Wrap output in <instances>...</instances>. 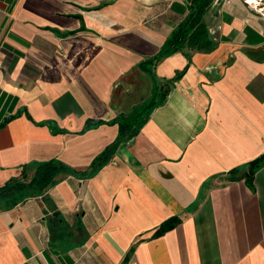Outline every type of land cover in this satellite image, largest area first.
<instances>
[{"label":"crops","instance_id":"1","mask_svg":"<svg viewBox=\"0 0 264 264\" xmlns=\"http://www.w3.org/2000/svg\"><path fill=\"white\" fill-rule=\"evenodd\" d=\"M191 2L0 0V186L67 168L0 211V264H264V163L231 172L264 155V15L210 0L214 47L152 65Z\"/></svg>","mask_w":264,"mask_h":264},{"label":"trees","instance_id":"2","mask_svg":"<svg viewBox=\"0 0 264 264\" xmlns=\"http://www.w3.org/2000/svg\"><path fill=\"white\" fill-rule=\"evenodd\" d=\"M209 2L210 0H192L187 15L167 36L160 50L150 57L149 60L152 65L165 54L176 50L183 51L189 57L194 50H210L214 47L215 41L208 35L202 17ZM182 71L183 69L177 71L172 78L166 79L165 81L168 84H171V81L176 76L180 75ZM152 75L155 77L153 71ZM160 93L162 95L164 92ZM158 97H160V94L156 95L154 93L148 101L140 105L137 111L128 115L122 114L119 117H116V120L119 123L120 135L111 147L106 148L94 158L90 165L92 172L96 171L105 163L107 150L114 149L119 141L131 137L139 130L142 122L148 116L150 109L156 104ZM263 163L264 155L252 160L242 168L231 170V172L243 170L239 176H244L250 183L255 171L261 167ZM66 169L67 168L63 163L56 159H51L36 163L35 172L29 181L10 180L6 182L0 186V211L13 207L26 197L42 194L48 186L56 182L57 175L64 173ZM178 222V217L167 219L159 225L152 236L157 237L162 235L164 232L172 229Z\"/></svg>","mask_w":264,"mask_h":264},{"label":"built area","instance_id":"3","mask_svg":"<svg viewBox=\"0 0 264 264\" xmlns=\"http://www.w3.org/2000/svg\"><path fill=\"white\" fill-rule=\"evenodd\" d=\"M250 7L264 15V0H244ZM132 264H135L134 262Z\"/></svg>","mask_w":264,"mask_h":264}]
</instances>
